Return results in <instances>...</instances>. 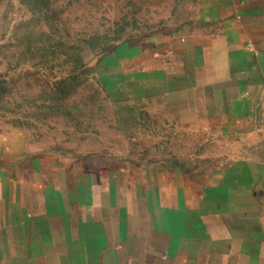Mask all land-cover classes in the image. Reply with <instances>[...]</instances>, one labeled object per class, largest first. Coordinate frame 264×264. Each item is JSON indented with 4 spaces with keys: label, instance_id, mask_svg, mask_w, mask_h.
Listing matches in <instances>:
<instances>
[{
    "label": "crops",
    "instance_id": "0c3cea01",
    "mask_svg": "<svg viewBox=\"0 0 264 264\" xmlns=\"http://www.w3.org/2000/svg\"><path fill=\"white\" fill-rule=\"evenodd\" d=\"M202 1L177 37L183 55L138 69L140 90L184 126L248 137L264 123V0ZM2 140L0 264H264L258 163L234 159L199 183L160 163L33 152L26 172L7 169L17 153Z\"/></svg>",
    "mask_w": 264,
    "mask_h": 264
},
{
    "label": "rangeland",
    "instance_id": "374dc122",
    "mask_svg": "<svg viewBox=\"0 0 264 264\" xmlns=\"http://www.w3.org/2000/svg\"><path fill=\"white\" fill-rule=\"evenodd\" d=\"M202 2L0 0V137L17 153L7 169L27 172L33 152L87 167L160 163L199 183L234 159L264 168V123L248 137L203 132L140 90L138 69L183 55L177 37Z\"/></svg>",
    "mask_w": 264,
    "mask_h": 264
}]
</instances>
